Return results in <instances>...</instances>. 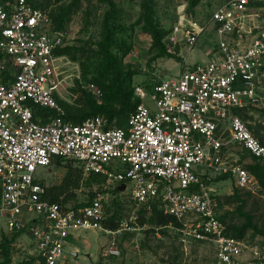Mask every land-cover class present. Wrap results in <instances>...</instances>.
<instances>
[{"label": "built area", "instance_id": "1", "mask_svg": "<svg viewBox=\"0 0 264 264\" xmlns=\"http://www.w3.org/2000/svg\"><path fill=\"white\" fill-rule=\"evenodd\" d=\"M208 1L216 4L207 21L187 12L185 3L178 8L163 44L180 72L148 87L134 84L139 102L125 127L110 126L99 114L78 123L64 119L60 102L80 80L78 63L55 52L66 43V30L53 29L49 14L28 0L0 4V215L9 232L24 229L32 237L29 264H64L66 238L80 229L111 235L101 254L118 255L115 237L143 227L138 210L151 200L179 222L170 228L212 244V264H264V246L225 233L209 181L228 174L234 187L264 193L232 150L264 159V145L234 111L264 110V25L254 0ZM208 24L216 35L213 49L188 64ZM82 86L100 94L93 83ZM31 104L52 114L43 121ZM53 157L77 161L84 175L99 173L125 188L131 183L133 207L115 230L102 225L100 194L76 209L44 198L36 173Z\"/></svg>", "mask_w": 264, "mask_h": 264}, {"label": "trees", "instance_id": "2", "mask_svg": "<svg viewBox=\"0 0 264 264\" xmlns=\"http://www.w3.org/2000/svg\"><path fill=\"white\" fill-rule=\"evenodd\" d=\"M6 0H0V4ZM32 5L45 10L51 19L53 29L66 30L73 16L81 13L82 27L80 34L72 41L56 49V54L66 55L70 60L77 62L80 69V80L76 79L71 88L75 95L72 103L61 101L64 108V119L78 123L91 115H102L108 119L110 126L125 127L129 114L133 111L139 100L133 94V77L140 72L137 66L125 62L131 53L133 37L138 28L150 37L148 47L149 63L158 58H174L166 53L163 38L169 28L162 25L157 15L156 0H139L138 15L134 21L128 22L122 5L118 0H97L101 6L98 24L95 32L89 31L93 6L91 0H28ZM203 0H183L187 12L193 14L194 8ZM182 2V1H181ZM254 5L260 2L254 0ZM214 46V43H212ZM3 58L0 52V60ZM93 83L100 90L98 96L82 86ZM154 82L145 84L147 87ZM254 108L244 106L234 111L248 124L252 134L264 145V126L253 125L247 121L252 119L249 114ZM264 114V111H261ZM35 113L36 116L44 117ZM238 161L247 168L258 180L264 191V159L252 156L245 148L236 151ZM248 159L246 162L245 160ZM51 164L63 165L64 172L58 183L45 185L44 198L59 202L65 207L79 208L85 206L91 198L100 192L120 193L121 183H116L112 188L99 190L106 182V177L91 172L84 175L80 164L73 159L53 157ZM230 178L228 174H216L209 181H220ZM94 186L97 188L94 190ZM78 192L86 193V199L77 201ZM253 194L233 186L228 194H217L219 205L218 217L225 223V233L240 239L260 237L264 240V214L255 218L253 213L246 210L248 199ZM105 218L102 225L111 230L118 226V220L123 216L119 200L113 198L110 206L104 209ZM138 223L145 227V233L165 235L169 226L177 227L179 222L170 214L165 213L156 201H150L138 210ZM25 232L24 229L15 232H0V264L11 262L13 243L15 239ZM197 241V240H195ZM201 242V241H197ZM255 244V243H253ZM179 253H174L170 261L172 264H181ZM34 256H29L20 264L33 262Z\"/></svg>", "mask_w": 264, "mask_h": 264}, {"label": "rangeland", "instance_id": "3", "mask_svg": "<svg viewBox=\"0 0 264 264\" xmlns=\"http://www.w3.org/2000/svg\"><path fill=\"white\" fill-rule=\"evenodd\" d=\"M122 5L126 20L134 21L138 15L139 0H118ZM182 1V2H181ZM260 2L259 11L260 24L264 25V0ZM93 13L91 16V26L89 31L95 32L98 24V14L101 6L97 0H91ZM157 15L162 25L168 28L174 21L175 14L178 8L184 4L183 0H156ZM216 1H201L193 10V15L200 21L208 20V13L214 7ZM81 13L75 14L71 22L66 27L67 40L72 41L80 34L82 27ZM212 25L208 24L204 34H202L195 46L189 53L186 62L193 63L195 61H204L207 58L206 51L213 49L212 43L216 41V35H213ZM150 37L140 31L135 30L133 37V47L131 53L125 58V62L137 66L140 72L133 77L134 84L145 85L147 83L156 82L160 79H167L175 76L180 72L181 64L174 58H158L149 63L148 47ZM74 84L68 86L65 94L66 102L72 103L75 95L71 88ZM146 86V85H145ZM144 104L151 106V101L148 98L143 99ZM34 113L43 115L50 110L42 108L38 105L31 104ZM264 110L253 109L249 112L252 119L247 122L250 124L264 126ZM51 112V111H50ZM264 131V128L262 129ZM240 149L236 146L232 150L235 152ZM237 158V154L233 156ZM248 159L245 160V162ZM64 172L63 165L51 164L46 167L38 168L36 177L45 185L58 183ZM114 182L106 180L105 184L99 189L112 188ZM131 183H126V188L120 193L100 192L99 194L104 200V209L110 206L113 198L120 201L123 211V216L126 215L133 207V202L130 197ZM94 190L97 188L93 187ZM210 189L217 194H228L232 191L233 185L231 178L212 181ZM86 193L78 192L77 201L86 199ZM246 210L253 213L255 218H259L264 214V193L253 194L248 199ZM145 227L140 229L124 232L115 237V242L119 247L120 253L115 256H103L102 249L112 240V236L97 229H80L73 231L66 238L64 264H172L170 261L172 254L179 253L181 264H212L213 246L210 242H197L190 236H183L175 229L168 228L167 233L161 234L145 233ZM0 232L8 233L5 218L0 215ZM246 240L249 243H255L259 246H264V240L260 237L250 239L247 235ZM35 250V244L28 231L20 234L13 243L11 262L9 264H20L26 260L31 252Z\"/></svg>", "mask_w": 264, "mask_h": 264}, {"label": "water", "instance_id": "4", "mask_svg": "<svg viewBox=\"0 0 264 264\" xmlns=\"http://www.w3.org/2000/svg\"><path fill=\"white\" fill-rule=\"evenodd\" d=\"M124 188H125V184H123V183L120 184V186H118V189H119V190H123Z\"/></svg>", "mask_w": 264, "mask_h": 264}]
</instances>
